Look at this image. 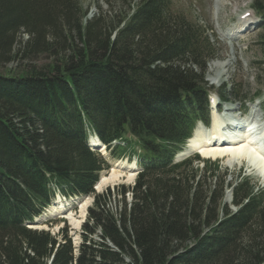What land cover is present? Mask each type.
Listing matches in <instances>:
<instances>
[{"label": "trees", "instance_id": "1", "mask_svg": "<svg viewBox=\"0 0 264 264\" xmlns=\"http://www.w3.org/2000/svg\"><path fill=\"white\" fill-rule=\"evenodd\" d=\"M85 16L80 0H0V64L51 58L0 74V264H264V191L239 177L231 211L218 163L205 161L214 182L204 185L197 155L173 160L196 121L208 122L206 83L193 69L213 55L206 29L171 0H138L113 22ZM127 132L140 171L131 201L122 186L113 213L110 192L93 190L109 164L86 139L109 149ZM56 192L94 197L77 254L71 238L29 227Z\"/></svg>", "mask_w": 264, "mask_h": 264}, {"label": "rangeland", "instance_id": "2", "mask_svg": "<svg viewBox=\"0 0 264 264\" xmlns=\"http://www.w3.org/2000/svg\"><path fill=\"white\" fill-rule=\"evenodd\" d=\"M137 1L109 0L107 3L105 0H80L83 8L86 10L85 17L87 20L101 16L103 18L107 17L106 20L112 22L113 20L121 18L120 16H122L123 12L133 8L134 3ZM255 6H263L264 8V0H171L172 12L183 14L188 20H197V24L200 26V32L206 29L207 35L210 38L213 50L212 57L206 59L205 68L202 70L197 66H193L196 77L200 78L202 76L207 86L211 87L209 96L216 98L214 93L221 86L224 85L227 91H229L230 86L234 85L236 86V94L240 98L233 99L234 106L249 109L250 105H257L261 107L263 111L261 115L264 116V18L261 19L264 16V9L262 12L256 13L253 8ZM249 22L252 23L249 24ZM244 26L245 28L241 32L240 28ZM26 38L27 36L25 34H20L16 49H18L21 41H24ZM50 60L51 58L46 54L37 56L31 61L16 57L11 62L0 64V74H17L26 65L47 64ZM227 60L228 63H226ZM212 72L215 78L218 79L215 84L208 80ZM211 79L214 81V78ZM237 89H240V91ZM257 92H260V96L255 95ZM124 139L131 140L132 142V146L130 147L129 143L125 141L124 146L129 149L124 158H113L108 151L94 148L99 155L104 156L110 164V168L112 167L111 169L120 170L119 167L115 166L117 165L116 163L127 162V154L130 151L140 152L138 146L133 143L134 138L129 133L125 135ZM195 153L193 152L191 155ZM131 158V161H136L137 156H131ZM210 161L215 160L212 159ZM203 162L193 163V167L197 169L194 175H197V177L202 175L204 185H206L212 183V180L208 177V171L203 174L205 167ZM243 162L229 164L226 160H219L221 168L218 172L219 176L217 181L218 183L222 180L224 181V195L221 203H226L228 209L231 211H234L236 209L234 207L236 206H233L231 203L232 188L227 187L228 182H233L240 176H248L252 183H256V189L264 190V183L261 182L253 170L246 168ZM139 168L136 162L133 181H111V184H116L107 185L102 188L103 193L110 192L106 207L111 212L117 213L123 208V197L117 192L123 190L121 188L122 186L124 187L123 192H125L124 201L127 204L131 201V188L136 183L135 178ZM110 170L105 174L111 172ZM205 188L202 186V190H205ZM86 200L90 204L86 208L88 211V208L92 205L91 197L85 199H82V197L66 199L60 194V197L52 200L51 204L43 210L44 212L41 216L36 218L38 220L36 224L30 226L37 230L48 231L51 235L56 236L57 239H62L65 236L71 238L73 253L77 254L78 246L82 240L81 231L82 225L84 224V221H82L84 217L82 219L80 218L82 222H80L79 228H73L70 225L68 216L72 215L76 221H79L80 219L77 217H79L82 203ZM257 233L261 234L259 240H264V228L258 229ZM91 237L93 240H98L97 235H91ZM107 244L113 247L110 242H107Z\"/></svg>", "mask_w": 264, "mask_h": 264}, {"label": "bare ground", "instance_id": "3", "mask_svg": "<svg viewBox=\"0 0 264 264\" xmlns=\"http://www.w3.org/2000/svg\"><path fill=\"white\" fill-rule=\"evenodd\" d=\"M262 18L263 17H261V19ZM226 63H228V60ZM253 110L255 111H251L250 116L247 118L248 120L244 119L240 121H234L238 120L239 118L232 119V116L220 117L213 110L211 126L206 129L199 123L185 147L186 150L192 153L196 152L203 158L225 159L229 164H235L242 161L246 162L248 165L253 164L256 169L254 171L264 177V126L262 129H260V131L254 129L255 122L257 120V117L254 118V116H258L259 112L257 113L256 109L254 108ZM226 123H230L232 125L243 123L245 126L240 124L244 126V128L240 127L239 130L235 129L236 135H234L229 131H222V128H224ZM219 140H227L228 143L218 144ZM93 143L96 144L98 141L91 136L88 144L93 146ZM116 164L117 165L115 166L119 167L120 170L111 169V172L108 174L101 175L100 181L97 185L98 190L111 184V181H133L135 177L133 169L134 161L119 162ZM59 197L60 193H55L52 200ZM88 204L89 202L87 200L82 203L81 209L79 211V217L77 218L82 219L85 216V211ZM81 219L76 221L72 215L68 216L70 225H72L73 228L79 227L80 222H82Z\"/></svg>", "mask_w": 264, "mask_h": 264}, {"label": "water", "instance_id": "4", "mask_svg": "<svg viewBox=\"0 0 264 264\" xmlns=\"http://www.w3.org/2000/svg\"><path fill=\"white\" fill-rule=\"evenodd\" d=\"M95 189L97 190V188L95 187Z\"/></svg>", "mask_w": 264, "mask_h": 264}, {"label": "clouds", "instance_id": "5", "mask_svg": "<svg viewBox=\"0 0 264 264\" xmlns=\"http://www.w3.org/2000/svg\"><path fill=\"white\" fill-rule=\"evenodd\" d=\"M82 232V231H81Z\"/></svg>", "mask_w": 264, "mask_h": 264}]
</instances>
